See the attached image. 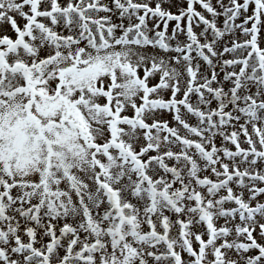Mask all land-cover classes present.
<instances>
[{
  "label": "snow or ice",
  "instance_id": "6c2138e0",
  "mask_svg": "<svg viewBox=\"0 0 264 264\" xmlns=\"http://www.w3.org/2000/svg\"><path fill=\"white\" fill-rule=\"evenodd\" d=\"M0 264H264V0H0Z\"/></svg>",
  "mask_w": 264,
  "mask_h": 264
}]
</instances>
